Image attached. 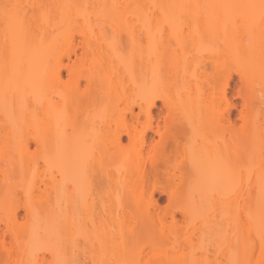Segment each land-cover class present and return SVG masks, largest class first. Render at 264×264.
<instances>
[{"label":"bare ground","instance_id":"bare-ground-1","mask_svg":"<svg viewBox=\"0 0 264 264\" xmlns=\"http://www.w3.org/2000/svg\"><path fill=\"white\" fill-rule=\"evenodd\" d=\"M0 264H264V0H0Z\"/></svg>","mask_w":264,"mask_h":264},{"label":"rangeland","instance_id":"rangeland-1","mask_svg":"<svg viewBox=\"0 0 264 264\" xmlns=\"http://www.w3.org/2000/svg\"><path fill=\"white\" fill-rule=\"evenodd\" d=\"M77 40L79 41V40H81L79 37H77ZM123 43H125V41H126V38L124 37V38H122V40H121ZM235 113H236V119L237 120H239V114H238V112L237 111H235ZM156 195L157 196H160L159 195V193H156ZM161 197H162V203L163 204H166L167 203V197H166V195H161ZM215 240V239H214ZM216 244V241H214L213 242V244H212V246L213 245H215ZM214 247H216V246H214ZM217 248V247H216ZM212 251H214L213 253L215 254V253H217V249H213L212 248ZM213 254V256L215 257V255ZM216 256H217V254H216ZM214 257H212L213 259H215L216 260V257L214 258ZM218 258V257H217ZM218 260V259H217ZM219 260H221V257H219Z\"/></svg>","mask_w":264,"mask_h":264}]
</instances>
